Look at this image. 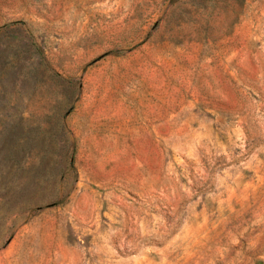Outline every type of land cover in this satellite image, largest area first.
<instances>
[{
    "label": "rangeland",
    "instance_id": "374dc122",
    "mask_svg": "<svg viewBox=\"0 0 264 264\" xmlns=\"http://www.w3.org/2000/svg\"><path fill=\"white\" fill-rule=\"evenodd\" d=\"M0 264H264V0H0Z\"/></svg>",
    "mask_w": 264,
    "mask_h": 264
}]
</instances>
